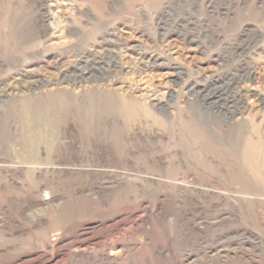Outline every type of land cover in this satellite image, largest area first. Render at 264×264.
Listing matches in <instances>:
<instances>
[{"label": "rangeland", "instance_id": "1", "mask_svg": "<svg viewBox=\"0 0 264 264\" xmlns=\"http://www.w3.org/2000/svg\"><path fill=\"white\" fill-rule=\"evenodd\" d=\"M0 264H264V0H0Z\"/></svg>", "mask_w": 264, "mask_h": 264}]
</instances>
